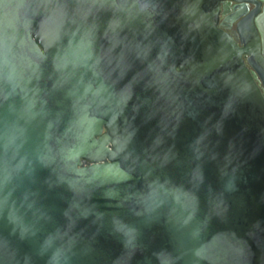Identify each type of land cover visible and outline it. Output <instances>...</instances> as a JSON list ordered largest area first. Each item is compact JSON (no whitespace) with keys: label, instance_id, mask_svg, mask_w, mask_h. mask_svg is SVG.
Masks as SVG:
<instances>
[{"label":"water","instance_id":"1","mask_svg":"<svg viewBox=\"0 0 264 264\" xmlns=\"http://www.w3.org/2000/svg\"><path fill=\"white\" fill-rule=\"evenodd\" d=\"M262 35L264 0H0V264H264Z\"/></svg>","mask_w":264,"mask_h":264},{"label":"flooded vegetation","instance_id":"2","mask_svg":"<svg viewBox=\"0 0 264 264\" xmlns=\"http://www.w3.org/2000/svg\"><path fill=\"white\" fill-rule=\"evenodd\" d=\"M234 6H235L234 2L226 1L225 6L223 7V10L221 13L220 20L225 25L226 30L229 31L230 33H232L236 37V39L239 41V43H241L242 38H241V34L238 30V23L246 15L240 17L239 19L233 20L232 14L235 11H237V9H235ZM253 8H255V6L253 4H250L249 10H252ZM262 36H263L262 37V46H264V35H262ZM251 70H252V68H251ZM254 74L257 77V82L259 83L261 88L264 90V86H263V82H262L261 78L259 77L258 74H256V72Z\"/></svg>","mask_w":264,"mask_h":264}]
</instances>
